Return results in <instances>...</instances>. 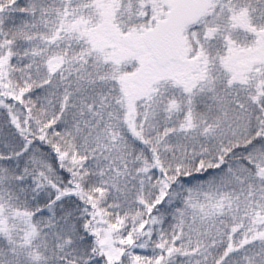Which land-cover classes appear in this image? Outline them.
Segmentation results:
<instances>
[{"label": "snow or ice", "instance_id": "6c2138e0", "mask_svg": "<svg viewBox=\"0 0 264 264\" xmlns=\"http://www.w3.org/2000/svg\"><path fill=\"white\" fill-rule=\"evenodd\" d=\"M0 264H264V0H0Z\"/></svg>", "mask_w": 264, "mask_h": 264}]
</instances>
